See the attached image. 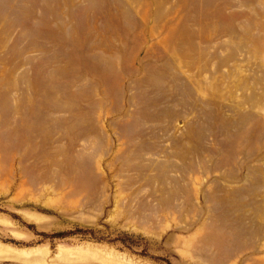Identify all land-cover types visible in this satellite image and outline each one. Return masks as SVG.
I'll return each instance as SVG.
<instances>
[{"label": "rangeland", "instance_id": "obj_1", "mask_svg": "<svg viewBox=\"0 0 264 264\" xmlns=\"http://www.w3.org/2000/svg\"><path fill=\"white\" fill-rule=\"evenodd\" d=\"M0 264H264V0H0Z\"/></svg>", "mask_w": 264, "mask_h": 264}]
</instances>
